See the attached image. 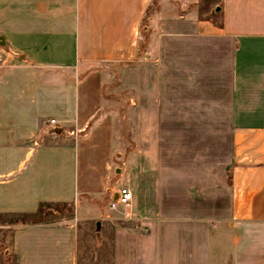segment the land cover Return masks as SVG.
Instances as JSON below:
<instances>
[{"label": "crops", "instance_id": "1", "mask_svg": "<svg viewBox=\"0 0 264 264\" xmlns=\"http://www.w3.org/2000/svg\"><path fill=\"white\" fill-rule=\"evenodd\" d=\"M204 3L0 0V248L16 264H78L79 236L67 208L8 216L102 211L119 190L114 67L137 166L112 264H212L224 236L230 264H264V0Z\"/></svg>", "mask_w": 264, "mask_h": 264}, {"label": "rangeland", "instance_id": "2", "mask_svg": "<svg viewBox=\"0 0 264 264\" xmlns=\"http://www.w3.org/2000/svg\"><path fill=\"white\" fill-rule=\"evenodd\" d=\"M201 5L205 6L204 0H201ZM171 14V13H170ZM118 67L110 69V77H106V99L107 110L113 111L116 121V138L119 139L120 145L117 147L115 154V167L118 169L115 173V178L122 176V168H125L127 173L121 179L118 188L125 187L130 169L135 168L136 148L137 141L135 139V130L132 125V120L128 114V102L129 94L126 90L120 87ZM117 142V141H116ZM228 175L223 176L222 181L217 182V197H222V192H228L227 184ZM226 198V197H225ZM77 213L73 214L70 220L77 219V230L79 236L78 242V264H112L113 254V230L116 223H124V211L125 207H120L117 211L109 209L108 203L103 204L102 211L97 204H91L84 199H80L77 203ZM102 222L101 230V243L98 242L96 236V223ZM1 237V233H0ZM227 236H224V244L222 246L216 245L212 256V264H230V250L231 245L227 240ZM7 248H4V251ZM9 264H16V261L12 258L10 248H8ZM0 256L3 254V250L0 248ZM7 258V257H6Z\"/></svg>", "mask_w": 264, "mask_h": 264}, {"label": "trees", "instance_id": "3", "mask_svg": "<svg viewBox=\"0 0 264 264\" xmlns=\"http://www.w3.org/2000/svg\"><path fill=\"white\" fill-rule=\"evenodd\" d=\"M67 208L71 215L74 214L75 204L72 205H54L42 203L39 205L38 210L35 213H26L8 216V219L5 221V224L10 226H26L29 224H37L45 221L46 215L49 211H61V209ZM1 248L4 249V246L1 245ZM7 248V247H5Z\"/></svg>", "mask_w": 264, "mask_h": 264}, {"label": "built area", "instance_id": "4", "mask_svg": "<svg viewBox=\"0 0 264 264\" xmlns=\"http://www.w3.org/2000/svg\"><path fill=\"white\" fill-rule=\"evenodd\" d=\"M3 62V57L2 54L0 53V64ZM55 120H52L51 123H55ZM118 196H117V200L116 201H109L108 205H109V209L112 211H117L119 210L120 207L124 206V207H128L132 200H133V194L131 192V190L127 187H121L118 192H117ZM77 223L78 220L74 219V220H70L67 221L66 226L68 228H76L77 227Z\"/></svg>", "mask_w": 264, "mask_h": 264}, {"label": "water", "instance_id": "5", "mask_svg": "<svg viewBox=\"0 0 264 264\" xmlns=\"http://www.w3.org/2000/svg\"><path fill=\"white\" fill-rule=\"evenodd\" d=\"M217 11H220V7L216 8ZM215 11H212V14H214ZM62 131V129L60 127H56V126H51V127H47V129L44 131V133L50 134V133H60ZM117 196L118 194L116 193L115 197L112 198V201H116L117 200ZM101 230H102V222L98 221L96 223V236L98 239V242L101 243ZM8 254H9V250L7 249L5 251V257L8 258ZM9 259V258H8Z\"/></svg>", "mask_w": 264, "mask_h": 264}]
</instances>
